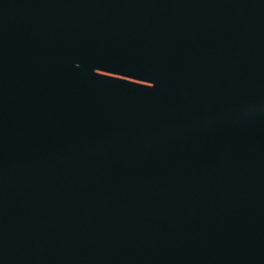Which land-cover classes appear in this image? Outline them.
I'll use <instances>...</instances> for the list:
<instances>
[{
	"label": "water",
	"instance_id": "1",
	"mask_svg": "<svg viewBox=\"0 0 264 264\" xmlns=\"http://www.w3.org/2000/svg\"><path fill=\"white\" fill-rule=\"evenodd\" d=\"M0 264H264V0H0Z\"/></svg>",
	"mask_w": 264,
	"mask_h": 264
}]
</instances>
